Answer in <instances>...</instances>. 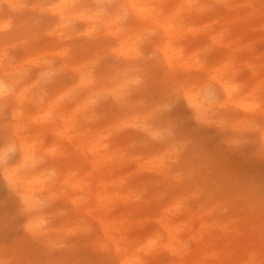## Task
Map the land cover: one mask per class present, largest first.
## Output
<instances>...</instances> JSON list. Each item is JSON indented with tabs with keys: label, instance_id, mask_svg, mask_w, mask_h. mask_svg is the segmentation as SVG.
<instances>
[{
	"label": "clouds",
	"instance_id": "clouds-1",
	"mask_svg": "<svg viewBox=\"0 0 264 264\" xmlns=\"http://www.w3.org/2000/svg\"><path fill=\"white\" fill-rule=\"evenodd\" d=\"M0 264H264V0H0Z\"/></svg>",
	"mask_w": 264,
	"mask_h": 264
}]
</instances>
